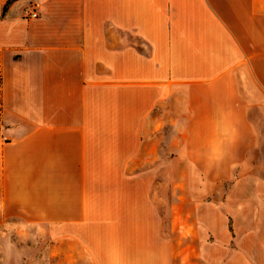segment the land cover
Listing matches in <instances>:
<instances>
[{"label": "crops", "instance_id": "1", "mask_svg": "<svg viewBox=\"0 0 264 264\" xmlns=\"http://www.w3.org/2000/svg\"><path fill=\"white\" fill-rule=\"evenodd\" d=\"M177 92L190 101V135L260 141L264 12L254 0H0L2 259L18 253L8 221L99 223L103 178L143 174L144 122ZM255 240L248 254L264 264V236Z\"/></svg>", "mask_w": 264, "mask_h": 264}, {"label": "rangeland", "instance_id": "2", "mask_svg": "<svg viewBox=\"0 0 264 264\" xmlns=\"http://www.w3.org/2000/svg\"><path fill=\"white\" fill-rule=\"evenodd\" d=\"M254 2L264 12V0ZM194 93L199 106L204 92ZM187 97L177 92L146 118L143 174L103 178L99 223L8 221L18 253L0 264H252L264 236V208L251 206L264 189V108L254 114L260 141L217 144L189 134Z\"/></svg>", "mask_w": 264, "mask_h": 264}, {"label": "built area", "instance_id": "3", "mask_svg": "<svg viewBox=\"0 0 264 264\" xmlns=\"http://www.w3.org/2000/svg\"><path fill=\"white\" fill-rule=\"evenodd\" d=\"M31 17H32V18H37V14H36V13H33V14L31 15Z\"/></svg>", "mask_w": 264, "mask_h": 264}, {"label": "trees", "instance_id": "4", "mask_svg": "<svg viewBox=\"0 0 264 264\" xmlns=\"http://www.w3.org/2000/svg\"><path fill=\"white\" fill-rule=\"evenodd\" d=\"M230 229H231V231H232V227L230 226Z\"/></svg>", "mask_w": 264, "mask_h": 264}]
</instances>
